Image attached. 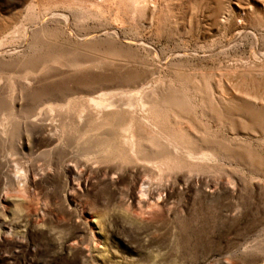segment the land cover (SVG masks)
Instances as JSON below:
<instances>
[{
	"label": "rangeland",
	"instance_id": "rangeland-1",
	"mask_svg": "<svg viewBox=\"0 0 264 264\" xmlns=\"http://www.w3.org/2000/svg\"><path fill=\"white\" fill-rule=\"evenodd\" d=\"M0 264H264V0H0Z\"/></svg>",
	"mask_w": 264,
	"mask_h": 264
},
{
	"label": "bare ground",
	"instance_id": "bare-ground-1",
	"mask_svg": "<svg viewBox=\"0 0 264 264\" xmlns=\"http://www.w3.org/2000/svg\"><path fill=\"white\" fill-rule=\"evenodd\" d=\"M101 106V105H100ZM103 108V107H102ZM135 136V135H134ZM135 138V137H134ZM135 141V140H134ZM132 142H133V140H132ZM134 143V142H133ZM135 144V143H134ZM135 149V148H134ZM135 152V151H134Z\"/></svg>",
	"mask_w": 264,
	"mask_h": 264
}]
</instances>
